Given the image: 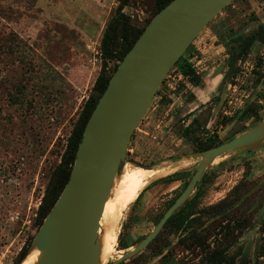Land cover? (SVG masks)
Masks as SVG:
<instances>
[{
  "label": "rangeland",
  "instance_id": "374dc122",
  "mask_svg": "<svg viewBox=\"0 0 264 264\" xmlns=\"http://www.w3.org/2000/svg\"><path fill=\"white\" fill-rule=\"evenodd\" d=\"M118 3L0 0V264H13L37 233L36 214L46 187L104 67L101 40ZM154 9L155 0H130L123 13L141 28ZM260 27L264 0H235L183 55L201 86L174 67L167 74L132 135L118 179L135 169L149 177L134 202L114 213L112 190L105 209L99 233L104 222L117 226L115 254L108 263L148 235L183 190L199 162L190 157L198 152L194 140L216 135L227 142L250 129L254 119L244 118L245 111L264 119V42L240 60L230 53L234 40ZM114 64L106 62L107 74ZM174 173L180 175L168 179ZM203 179L183 214H188L183 227L163 229L150 248L125 264H203L205 251L191 244L194 236L211 249L228 247L236 264L251 241L246 264H256L264 238V148L216 160ZM216 205L212 213L225 210L222 215L204 214ZM31 254L20 264H27Z\"/></svg>",
  "mask_w": 264,
  "mask_h": 264
},
{
  "label": "water",
  "instance_id": "95a60500",
  "mask_svg": "<svg viewBox=\"0 0 264 264\" xmlns=\"http://www.w3.org/2000/svg\"><path fill=\"white\" fill-rule=\"evenodd\" d=\"M234 1L172 0L150 21L113 73L86 124L69 180L31 242L27 255L38 251L35 264H102L100 222L134 131L169 71ZM255 146L264 148V119L227 142L191 154L199 162L183 192L144 239L107 263L121 264L144 251L191 200L216 160ZM251 248L249 241L238 264L247 263Z\"/></svg>",
  "mask_w": 264,
  "mask_h": 264
},
{
  "label": "trees",
  "instance_id": "16d2710c",
  "mask_svg": "<svg viewBox=\"0 0 264 264\" xmlns=\"http://www.w3.org/2000/svg\"><path fill=\"white\" fill-rule=\"evenodd\" d=\"M171 1L172 0H155V9L152 15V19ZM118 2L119 3L115 10L114 17L106 26L105 32L101 40V52H102V58L104 60V67L102 68L101 73L97 77L93 85L92 93L90 94L87 101L84 103L82 111L80 112L78 119L71 131V134L67 139V144L61 156L60 164L55 169L53 176L46 187V191L44 193V196L41 200V204L36 214L37 231L39 230L44 219L46 218V216L48 215V213L50 212V210L58 200L60 194L62 193L65 185L69 180L71 170L75 161L77 149L82 140L84 129L93 110L95 109L98 103V100L106 90L107 85L113 73L116 71L118 65L122 62L126 54L130 51V49L133 47L135 42L138 40V38L143 33L144 29L151 21V20L148 21L147 24L141 28L135 27L134 25L131 24L129 18L123 13L124 8L128 6L130 0H118ZM234 42H235V47L233 50H230L231 58L240 60L243 56H246L248 54V52L253 48V46L256 43L264 42V27H260L252 35L246 38H238L237 40H234ZM108 61L115 62L111 74H107L105 72V67H106L105 65L106 62ZM174 68L178 69L179 73L182 76L190 79V81L195 86H201L202 84L201 79L198 77L195 70L192 68V66L184 56H182L179 59V61L175 64ZM251 111H253V114H250V112L245 111L244 118H247L248 120L254 119L255 124L262 121V118L261 116H259L258 112L254 110ZM185 131L186 130H184L183 132L184 133L183 136L189 138L188 130L186 131L187 133H185ZM193 143L197 145L196 148L198 152H202L210 148L216 147L224 142L220 141L216 135H212V136H208L206 139L202 141L195 142L194 140ZM179 173H174L168 176V179H174L178 177L180 175ZM174 201L175 199L171 200L167 205L165 211L159 214V216L156 218L154 222V226L158 223V221L162 218L163 214L174 203ZM189 203L190 201L187 202L182 209H180L177 213H175L167 221L163 229L172 225L175 227L176 230L182 228L183 224L188 219V214L185 215L183 214L185 213L186 209L189 207ZM215 209H218V205L212 206L210 209L205 210L204 214L207 213L210 218H216L217 216H220L222 215V213L225 212V210L223 211L220 210V211H216L215 213H212V211ZM237 226L239 228H245L244 225H242L241 223H237ZM228 227L229 225L225 226V229H227ZM262 229L264 230V220H262ZM156 239L157 237L149 244V246L146 249L150 248L151 245L156 241ZM31 241L32 239L29 241L27 245H25L21 249L17 258L14 260L13 264H20L23 261V259L25 260L29 256V254L27 255V253ZM185 241H187V239L186 240L182 239L180 240V243L186 244ZM191 244L195 246L203 247L205 251L202 261L203 264H236L235 263L236 258L234 256L228 255L227 253L228 247H223V248L216 247L214 249H211L209 245L205 244L204 240L196 236L192 238ZM122 246L128 247L127 244L126 245L122 244ZM239 256H241V254H239L238 257ZM121 264H125V262ZM256 264H264V238L259 247V251L256 255Z\"/></svg>",
  "mask_w": 264,
  "mask_h": 264
},
{
  "label": "bare ground",
  "instance_id": "6f19581e",
  "mask_svg": "<svg viewBox=\"0 0 264 264\" xmlns=\"http://www.w3.org/2000/svg\"><path fill=\"white\" fill-rule=\"evenodd\" d=\"M147 177L149 176L147 175ZM147 177L145 171L135 169L125 171L124 175L120 179L117 178L115 180L112 188L113 193H115V200L113 203L114 213L136 200L144 186ZM108 200L104 206L100 227ZM116 227L117 226H115L113 221L107 223L104 222L102 225L101 232L99 233V239L101 243L100 260L102 264H105L115 254V246L117 243ZM38 254L39 253L37 250L32 251L27 264H35Z\"/></svg>",
  "mask_w": 264,
  "mask_h": 264
},
{
  "label": "flooded vegetation",
  "instance_id": "af4514ba",
  "mask_svg": "<svg viewBox=\"0 0 264 264\" xmlns=\"http://www.w3.org/2000/svg\"><path fill=\"white\" fill-rule=\"evenodd\" d=\"M193 175V174H192ZM191 175V176H192ZM191 176H190V178H191ZM190 178H189V180H190ZM203 180L204 179H202V181H201V183L203 182ZM189 182V181H188ZM188 182L186 183V185H185V187L183 188V190L186 188V186H187V184H188ZM201 183H200V185H201ZM200 185H198V187L197 188H199L200 187ZM183 190L179 193V194H176L171 200H173V199H175L176 200V198L183 192Z\"/></svg>",
  "mask_w": 264,
  "mask_h": 264
}]
</instances>
